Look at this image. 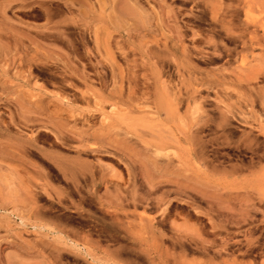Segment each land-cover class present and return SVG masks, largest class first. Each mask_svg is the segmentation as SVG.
<instances>
[{"label": "rangeland", "instance_id": "374dc122", "mask_svg": "<svg viewBox=\"0 0 264 264\" xmlns=\"http://www.w3.org/2000/svg\"><path fill=\"white\" fill-rule=\"evenodd\" d=\"M0 264H264V0H0Z\"/></svg>", "mask_w": 264, "mask_h": 264}]
</instances>
